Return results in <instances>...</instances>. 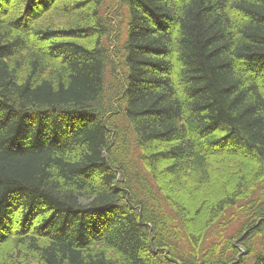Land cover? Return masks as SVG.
Listing matches in <instances>:
<instances>
[{
  "label": "trees",
  "instance_id": "1",
  "mask_svg": "<svg viewBox=\"0 0 264 264\" xmlns=\"http://www.w3.org/2000/svg\"><path fill=\"white\" fill-rule=\"evenodd\" d=\"M0 264H264V0H0Z\"/></svg>",
  "mask_w": 264,
  "mask_h": 264
},
{
  "label": "rangeland",
  "instance_id": "2",
  "mask_svg": "<svg viewBox=\"0 0 264 264\" xmlns=\"http://www.w3.org/2000/svg\"><path fill=\"white\" fill-rule=\"evenodd\" d=\"M259 191V190H258ZM260 192V191H259ZM207 195H208V193H207ZM180 247H182L183 248V246H181L180 245ZM189 249V248H188ZM189 252H190V254H191V256H190V260L193 262L194 261V252L192 253V249H189Z\"/></svg>",
  "mask_w": 264,
  "mask_h": 264
}]
</instances>
